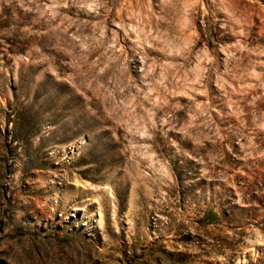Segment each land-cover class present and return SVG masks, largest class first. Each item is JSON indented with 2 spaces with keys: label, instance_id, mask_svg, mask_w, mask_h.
Here are the masks:
<instances>
[{
  "label": "rangeland",
  "instance_id": "374dc122",
  "mask_svg": "<svg viewBox=\"0 0 264 264\" xmlns=\"http://www.w3.org/2000/svg\"><path fill=\"white\" fill-rule=\"evenodd\" d=\"M0 264H264V0H0Z\"/></svg>",
  "mask_w": 264,
  "mask_h": 264
}]
</instances>
